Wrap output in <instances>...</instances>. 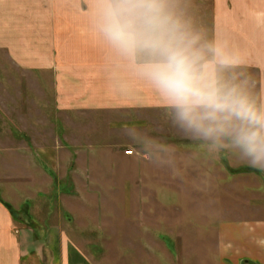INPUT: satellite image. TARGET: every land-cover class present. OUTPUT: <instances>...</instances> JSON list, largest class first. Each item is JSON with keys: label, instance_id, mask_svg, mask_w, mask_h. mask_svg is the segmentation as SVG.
<instances>
[{"label": "rangeland", "instance_id": "rangeland-1", "mask_svg": "<svg viewBox=\"0 0 264 264\" xmlns=\"http://www.w3.org/2000/svg\"><path fill=\"white\" fill-rule=\"evenodd\" d=\"M217 75L256 103L255 70ZM50 82L0 48V204L25 264L48 233L96 264H216L221 224L264 219V169L230 137L186 130L174 108L62 111Z\"/></svg>", "mask_w": 264, "mask_h": 264}, {"label": "crops", "instance_id": "crops-1", "mask_svg": "<svg viewBox=\"0 0 264 264\" xmlns=\"http://www.w3.org/2000/svg\"><path fill=\"white\" fill-rule=\"evenodd\" d=\"M196 47L219 44L235 62L219 68L255 70V99L264 107V0H169ZM111 0H0V48L22 69L51 74L57 109L173 108L139 72L150 58L123 55L98 28ZM205 59L212 61L204 48ZM36 264H96L65 237L46 236ZM9 211L0 204V264H25ZM216 264H264V219L221 224Z\"/></svg>", "mask_w": 264, "mask_h": 264}, {"label": "clouds", "instance_id": "clouds-1", "mask_svg": "<svg viewBox=\"0 0 264 264\" xmlns=\"http://www.w3.org/2000/svg\"><path fill=\"white\" fill-rule=\"evenodd\" d=\"M98 28L123 55L150 58L139 72L175 109L182 127L214 143L230 137L250 167L264 169V107L238 88L218 84L210 69L235 62L221 45L196 47L200 37L162 0H114L100 10Z\"/></svg>", "mask_w": 264, "mask_h": 264}]
</instances>
